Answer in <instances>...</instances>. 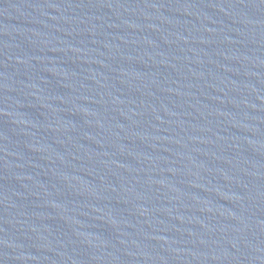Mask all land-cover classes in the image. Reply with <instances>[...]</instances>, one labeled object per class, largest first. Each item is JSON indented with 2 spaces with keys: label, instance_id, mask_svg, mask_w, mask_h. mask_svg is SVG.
Returning <instances> with one entry per match:
<instances>
[{
  "label": "water",
  "instance_id": "water-1",
  "mask_svg": "<svg viewBox=\"0 0 264 264\" xmlns=\"http://www.w3.org/2000/svg\"><path fill=\"white\" fill-rule=\"evenodd\" d=\"M0 264H264V0H0Z\"/></svg>",
  "mask_w": 264,
  "mask_h": 264
}]
</instances>
